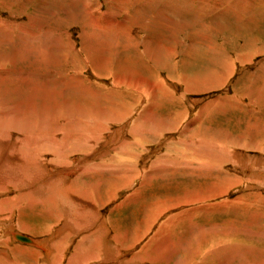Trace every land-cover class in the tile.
I'll return each instance as SVG.
<instances>
[{"label":"rangeland","instance_id":"rangeland-1","mask_svg":"<svg viewBox=\"0 0 264 264\" xmlns=\"http://www.w3.org/2000/svg\"><path fill=\"white\" fill-rule=\"evenodd\" d=\"M109 1L0 0V110L9 118L33 115L31 127L0 121L1 132L6 135L11 132L21 139L40 128L39 120L49 115L50 102L45 105L47 98L41 97L42 92L29 96L28 90L38 93L42 87L54 89L58 94L55 96L58 127L51 134L54 142L57 140L53 145L58 148L65 142L70 145L66 150L74 146L75 137H70L73 134H69V139L62 137V132L71 129L69 123L73 122L72 130L78 126L80 131L73 132L84 142V134L92 129L93 123L100 121L104 128L90 148L99 147L105 154H112L114 150L110 151L111 145L106 143L109 133L121 129L114 136L120 138L119 143L123 142L122 138L133 140L130 128L140 122L138 118L144 115V106L150 100L159 102L154 109L156 117H162L167 123L160 128L146 129L148 118L143 119L140 128L146 129L144 144L133 140L132 149L136 154L122 169L125 175L121 183L113 176L100 175L104 181L98 191L93 184L100 171L83 169L89 158L86 162L79 159L83 152L91 153L88 150L78 148L82 152L68 157L67 164L80 169L73 170L68 181L58 184L59 188L54 187L55 195L50 193L51 197L45 193L46 189L51 190L46 181L56 170L45 173L43 179L35 181L36 186L27 189L24 188L27 182L10 172L14 169L17 173L19 165L14 158L10 165L16 167L6 170L12 178L8 182L0 180V201L6 202L0 207V251L6 255L5 259L0 255V264L51 263L43 260L45 252L31 254L34 246L17 241L13 232L48 244L62 239L67 245L60 254L67 257L76 242L92 233L99 223L107 227L109 234L103 237L108 247L120 246V258L127 264L132 256L136 257L133 260L137 264H264V0H119L123 3L118 7L124 9L115 19L119 23L124 19L128 29L106 33L89 25L88 17L97 25L105 26L104 18L112 14L109 11L112 7H107ZM91 35L94 40L89 41L87 38ZM101 39L107 45V59L105 68L96 70L88 57L94 47L89 46H98ZM150 51L156 52L155 61L148 55ZM125 61L129 70L143 74L151 84L160 78L157 83L162 81L160 84L170 93L166 91L167 96L161 94V98L151 99L147 89L144 94L145 91L116 87L112 70L116 63ZM119 89L124 94L119 96ZM26 97L31 98L34 114L18 110L24 106ZM75 103L84 109L82 118L77 119L72 111L67 113L62 108H70ZM96 108L103 111L104 117L118 108L117 112L122 114L113 113V120L97 118ZM119 115L126 118L119 119ZM91 118L96 122L92 123ZM49 126L45 131L51 129L52 125ZM96 132L94 129L93 133ZM8 139L6 136L5 140ZM195 141H200L202 146L209 143L207 150L216 157L222 156L218 159L220 163L209 171L200 168L192 158L191 163H186L179 151L183 142L193 146ZM43 143L38 140L34 146L40 149L46 146ZM10 151L6 152L8 161L12 156ZM235 153L251 159L252 164L247 159L246 164L240 165ZM102 158L103 167L113 164L110 156ZM28 159L39 163L43 172L49 169V152L23 158L24 162ZM94 159L95 156L88 161ZM81 169L85 174L77 178ZM148 174L150 179H146ZM73 178L89 192V205L76 209V197L65 193L66 185L70 180L73 184ZM143 178L147 185L142 184ZM16 185H21V189L17 190ZM198 197L201 200L194 202ZM89 199L86 196V201ZM67 200L71 207L63 204ZM82 212L85 216L79 219L77 216ZM66 222L78 226L82 223L89 231L85 228L75 232L74 228L66 227L70 230L68 233L64 228ZM114 236L120 242L113 240ZM18 245L28 250L16 249ZM167 251L174 254L168 257L164 254ZM63 259L65 264L66 258ZM187 259L189 262H184Z\"/></svg>","mask_w":264,"mask_h":264},{"label":"bare ground","instance_id":"bare-ground-1","mask_svg":"<svg viewBox=\"0 0 264 264\" xmlns=\"http://www.w3.org/2000/svg\"><path fill=\"white\" fill-rule=\"evenodd\" d=\"M123 1V0H122ZM130 1V0H129ZM118 3V4H117ZM119 3H120V1L119 0H110L109 2H108V4H107V7H108V5H110L109 6V8H111L109 11H110V13H112L110 16H107L106 18H104V20H103V23L105 24V26H100V25H97L94 21H93V19H92V17L91 18H89L88 17V19H89V25H93V27L95 26V27H99V28H101V30H103V32H110V31H112V30H115V31H124V29L126 28V29H128V25H125L124 23H123V21H124V19H123V21L121 22V23H119V22H117V20L115 19V15L117 14H120L122 11H123V9L121 8V6L120 7H118L119 6ZM123 3V2H122ZM122 3H120V4H122ZM129 3V2H128ZM131 3V2H130ZM129 3V4H130ZM126 4H127V2H126ZM124 6V5H123ZM83 8V7H82ZM108 8V9H109ZM98 9V8H97ZM108 11V10H107ZM114 11H116V12H114ZM126 12V11H125ZM139 14V13H138ZM125 15H126V13H125ZM105 16V15H104ZM137 16V15H136ZM109 18V19H108ZM106 19V20H105ZM126 19V18H125ZM128 19V18H127ZM153 20V19H152ZM130 21V20H129ZM154 21V20H153ZM88 22V21H87ZM125 22V21H124ZM160 22V21H159ZM73 23V22H72ZM166 24V23H165ZM103 25V24H102ZM120 25H122V27H120ZM148 26V25H147ZM109 28V29H108ZM96 29V28H95ZM108 29V30H107ZM92 30V29H91ZM88 32V31H87ZM90 32H92V31H90ZM128 33V32H127ZM90 34V33H89ZM91 34H93L94 35V33H91ZM85 36V35H84ZM87 38V37H86ZM89 41L91 40V39H93V37H92V35L90 36V37H88L87 38ZM97 39V38H96ZM83 40V39H82ZM94 40V39H93ZM84 41V40H83ZM100 41V40H99ZM88 43V42H87ZM89 43H91V42H89ZM97 43H99L98 44V46H96V45H92V44H90V46L89 47H91V46H93L94 48H93V50L91 49L90 50V54H88L89 56L88 57H90L91 58V63H93V68L94 69H98V67L100 68V67H103V68H105L104 66V64H105V62H106V59H107V57H105V55H106V48H107V45L105 44V42L104 41H102V39H101V42H97ZM134 45V44H133ZM137 45V44H136ZM122 46V45H121ZM92 48V47H91ZM32 50V49H31ZM153 50H154V48H153ZM169 50V49H168ZM167 50V51H168ZM87 51V50H86ZM26 52V51H25ZM34 52V51H33ZM46 52V51H45ZM24 53V52H23ZM30 53V52H29ZM42 53V52H41ZM89 53V52H88ZM148 53V55H150V58H151V56L153 57V60L155 61L156 60V58H157V54H156V52H154L155 54H156V57H154L155 56V54H153L151 51L150 52H147ZM166 53H168V52H166ZM20 54V53H19ZM41 55H43V54H41ZM21 56V55H20ZM23 56H24V54H23ZM32 56V55H31ZM40 56V55H39ZM44 56H46L45 55V53H44ZM52 56V55H51ZM49 57V56H48ZM47 57V58H48ZM86 57V56H85ZM26 58V57H25ZM40 58V57H39ZM87 58V57H86ZM110 58V57H109ZM109 58H108V60H109ZM89 59V58H88ZM111 59V58H110ZM17 60V59H16ZM36 60V59H35ZM37 60H39V59H37ZM44 59H42V61H43ZM88 61V60H87ZM44 62V61H43ZM46 62V61H45ZM134 62V61H133ZM36 63V62H35ZM40 63V62H39ZM47 63V62H46ZM109 63V62H108ZM127 61H125V62H118V63H116V65L117 66H114V68H113V70H112V77H113V81H115L116 82V84H115V86L117 87L118 86V88H124L123 90H127V89H132V91H137V92H144V94H146L147 93V90H148V92L150 93L149 94V96H150V98L151 99H154L156 96H160V98H161V94H164V95H166L167 96V93H166V91H168L169 92V90H167L166 88H165V86H162L160 83H163L162 81L161 82H158L157 83V81H160L159 79L156 81V83H154V84H151V81H148L147 79H145L144 78V76H143V74L141 75V74H139V73H135V71H133V69L131 70H129V68H128V66H127ZM41 64V63H40ZM40 64H38V66L40 65ZM51 64V63H50ZM154 64L155 65H158L157 63H155L154 62ZM134 65V64H133ZM113 66V65H112ZM90 67V66H89ZM100 69H102V68H100ZM156 70V69H155ZM157 71V70H156ZM76 72V71H75ZM93 73V72H92ZM96 73V72H95ZM98 73V72H97ZM158 73V72H157ZM157 73H155V74H157ZM101 75V74H100ZM97 76H98V74H97ZM76 79V78H75ZM43 82V81H42ZM49 82V81H48ZM42 84V83H41ZM46 84V83H45ZM114 84V83H113ZM211 84V83H210ZM34 85V84H33ZM120 85L122 86V87H120ZM164 85V84H163ZM43 86H46V85H43ZM37 86H35V88H36ZM79 87V86H78ZM19 88V87H18ZM38 88V87H37ZM36 88V89H37ZM17 89V88H16ZM31 89V88H30ZM77 89V88H76ZM141 89H143L142 91H141ZM147 89V90H146ZM27 91V90H26ZM29 92H28V95L30 96V94L31 95H34V94H37V95H39V93L40 92H42L44 95L43 96H41L42 98L43 97H45V98H47L45 101H46V103H45V105H47L49 102V115L46 117V118H42V119H40L39 120V124H41V126H40V128L38 127L37 128V130L36 131H32V132H34V133H32V134H27L26 133V137H24V135L22 136V138L21 139H18V138H16V137H18V136H13V134L11 133V132H9V134L8 135H6V133H4V132H1V130H0V170L1 171H4V173H2L1 171H0V180H3L4 182H8L11 178H12V174H14L15 176H18V177H21V178H23L22 180H25L26 182H27V184H26V186H24V188H27L28 189V187H34V186H36V183H35V181L36 180H38V179H43V176H44V174L45 173H47V172H50V170H56V173L53 175V177L51 178V179H49L48 181H46V182H49V185L48 186H51V190L50 191H48V189H46V187H45V189L47 190V191H45V193L47 194V195H50V193H51V195H55V190L54 191H52L53 189H54V187L55 188H59V183H62L63 181H65V180H67L68 181V179H69V176L71 175V173H73V170L74 171H76L77 169H80V168H72V167H70V165H68L67 163H68V157H70L73 153H77V152H82V151H80V150H88V151H90L91 153H87V151H85V153L83 152V154H80V156H81V158H79V159H81V161L83 160L84 162H86V159L87 158H91V157H94L95 156V158L98 160H96V159H94V161L93 162H89L88 160H87V162H86V164H84V166L82 167L83 169H86L87 170V168H94V169H97L98 170V172L100 171V173L101 174H97L98 175V177L97 176H95V184H93L94 186H95V188H96V190L98 191V187L100 186V184L104 181L103 179V177L102 176H100V175H103V176H105V175H108V176H113L114 178H116V179H118V183H121V179H122V175L124 176L125 174V171H123L122 169H125L124 167H126L127 165H129L130 164V160L131 159H133L132 157L133 156H135V152L133 151V149H132V147H133V140H135L137 143H139V142H141V143H143L144 144V141H143V132H144V130H146V129H148V128H160L161 126H163V125H165V124H167V123H165V121H164V119L162 118V117H159V118H157L156 117V111L154 110L158 105L157 104H159V102H157V100L156 101H153V100H148L149 102L144 106V109H143V116L142 117H139L138 118V120H140V122L139 123H134V126L132 127V128H130L131 130H130V134L132 135V139L133 140H129V138L130 137H128V139L126 140V139H124V138H122V140H123V142H120L119 143V139L120 138H118V139H116V135L115 134H117L119 131H121V129H117V130H113V131H111V133H109L110 135H106L107 136V138H106V143H108L107 145H111V147H109L110 148V151L111 150H114V152L111 154L110 152H108L107 154H105L104 153V151H102L99 147H95V148H90V145H93V140H95V136H98V137H100L99 136V131H101L103 128H104V126H103V123L102 122H98V123H93V122H96L95 121V119H96V117L97 118H100V117H102V118H105L106 120L107 119H111V120H113L115 117H114V115L115 114H113V113H115V112H117V111H119L118 109H116V111L115 112H112V113H109L108 115L106 114V116L104 117V113H103V111L101 110V109H97L96 108V113H95V119L94 118H91V122L93 123V127H92V129L90 130L89 129V131L87 132V133H85L84 135V138H85V144H84V142H82V141H80L79 139H77L78 137H77V134L78 133H76V134H74V132L73 131H77V132H79L80 131V129L78 130V126H76V127H74V129L72 130V124H73V122H71V123H69L68 125L70 126V130H66V131H64V132H62L63 133V135H62V137L65 139H69L70 137H75V139H74V146H72L71 148L72 149H70V150H66V147L68 148V147H70V145L69 146H67L68 144H67V142H65L66 144H64V146L61 148H58V147H55V145H53V143H55L54 142V140L52 139V136H51V134L53 133V131L55 132V131H57V127L58 126H56V124H55V122H56V119H57V115H56V113H55V111H56V105H57V99L58 98H56L55 96L56 95H58V94H55V90L53 89H46V88H44V87H42V89L41 90H39L38 91V93H36V91H33V89L32 90H28ZM119 91H120V89H119ZM85 92V91H84ZM127 92V91H126ZM260 92V91H259ZM170 93V92H169ZM61 94V93H60ZM121 94H124V92L121 90L120 91V94H119V96L121 95ZM62 95V94H61ZM142 95V94H141ZM258 95V94H257ZM62 96H64V95H62ZM139 97H140V95H139ZM142 97V96H141ZM171 97H172V99L174 100V98H173V95H171ZM32 98H34V97H32ZM26 99V101L24 102V106L23 107H18V110H21V111H23L24 113H26L27 111L28 112H31V114H34V110H33V108L31 107V98L29 99V97L27 98H25ZM44 99V98H43ZM156 99V98H155ZM161 100V99H160ZM163 100V99H162ZM166 101V100H165ZM168 101V100H167ZM79 102V101H78ZM161 102V101H160ZM170 102H171V100H170ZM175 102V101H174ZM42 103V102H41ZM121 103V102H120ZM15 104V103H14ZM37 104V103H36ZM66 104V103H65ZM68 104V103H67ZM171 104H173V102L171 103ZM51 105V106H50ZM62 105V104H61ZM60 105V106H61ZM69 105V104H68ZM123 105V104H122ZM10 106V105H9ZM17 106V105H16ZM16 106L14 107L15 108V110H16ZM19 106V105H18ZM42 106V105H41ZM48 106V105H47ZM13 107V106H12ZM40 107V106H39ZM120 107V106H119ZM175 107V106H174ZM62 108L64 109L65 108V110H67V113H69L70 111H72L74 114H76V116H75V118H77V119H79V118H82L84 115H85V113H84V109H82V107H81V105H79L78 103H75L73 106H70V108H66V107H63L62 106ZM4 110V109H3ZM14 110V111H15ZM218 110V109H217ZM13 111V110H12ZM20 111V112H21ZM34 111V112H33ZM42 111V110H41ZM5 113L4 111H1L0 110V113ZM17 112V111H16ZM45 112V111H44ZM177 112V111H176ZM0 114V121H2V120H4V121H6L8 124H11V125H16V124H18V125H23V124H28L27 126H32L31 125V122H33V119H32V117H33V115L31 116V117H21L20 119L17 117H15V118H13V117H11L10 116V118H9V115L8 114ZM8 113H9V111H8ZM43 113V112H42ZM118 113H120V114H122V112H117V116H118ZM11 114H15V113H11ZM19 114V113H18ZM21 114H23V113H21ZM44 114V113H43ZM112 114V115H111ZM126 115L128 114V113H125ZM40 115V114H39ZM46 115V114H45ZM126 115H119V119H121L122 117H125ZM51 116V117H50ZM61 117V116H60ZM40 118V117H39ZM126 118V117H125ZM148 118V119H147ZM143 119H147V120H145V121H147L146 123L148 124V127L145 129V128H143V126H142V128L143 129H141L140 127H141V123L143 122ZM157 119V121H155ZM176 119V118H175ZM60 120V119H59ZM60 121H62V120H60ZM44 122H46V123H44ZM138 122V121H137ZM7 123H6V125H7ZM55 124V125H54ZM90 124V123H89ZM1 125V124H0ZM49 125H52V127H51V129L50 130H47V131H45V129H46V127L48 128V127H50ZM67 125V126H68ZM95 125V126H94ZM111 125V124H110ZM169 125V124H168ZM36 126V125H35ZM56 127V128H53V127ZM113 126V125H112ZM85 127H87V126H85ZM167 128V127H166ZM0 129H1V127H0ZM19 129V128H18ZM97 130V132L96 133H93V130ZM26 130H30L29 128L28 129H26ZM84 130V129H83ZM82 130V131H83ZM119 130V131H118ZM91 131V132H90ZM17 132V131H16ZM59 132V131H58ZM89 132H90V134H89ZM120 133V132H119ZM128 133H129V131H128ZM69 134H73L72 136H70ZM97 134V135H96ZM9 136V139L8 140H5V138H6V136ZM83 135V134H82ZM105 135V134H104ZM70 136V137H69ZM105 136V137H106ZM114 136H116V137H114ZM54 139H56V138H54ZM59 139V138H58ZM31 140L33 141V142H31ZM38 140H40V141H45V143H46V146H42L40 149L39 148H36L34 145L35 144H37V141ZM84 140V139H83ZM98 140V139H97ZM93 141V142H92ZM100 141H102V140H100ZM49 142V143H48ZM199 142V143H198ZM45 143H43V144H45ZM105 143V144H106ZM192 143V142H191ZM2 144H4L3 146H2ZM97 144V143H96ZM103 143H101V145H102ZM104 144V145H105ZM197 144H201V145H197ZM209 144V143H208ZM207 144V145H208ZM183 148H182V150L181 151H179V153H180V155H182V156H184V157H182L183 159H184V161L186 162V163H191V159L190 158H192V159H194L195 160V162H196V164H198L199 166H200V168H206V170H208V169H210L211 167H215V166H213V165H217L218 163H220V157H222V156H220V157H216V155H215V153H213V152H211V151H208L207 150V145L206 146H202V143L200 142V141H195V144L193 145V146H190L189 145V143H187V142H183ZM196 145V146H195ZM215 145V144H214ZM6 146V147H5ZM41 146V145H40ZM88 146V147H87ZM98 146V145H97ZM52 147V148H51ZM94 147V146H93ZM103 147V146H102ZM206 147V148H205ZM210 147V146H209ZM78 148L80 149V150H78ZM222 148V147H221ZM9 149H12V151H10L9 152V155L10 154H12V156L10 157V160L8 161V157L6 156L7 155V153L6 152H8V150ZM39 149V150H38ZM223 149V148H222ZM71 150H72V152H71ZM16 151H18V153H14V152H16ZM106 151H107V149H106ZM227 151V150H226ZM44 152V154L45 153H48L49 152V156H51V159H50V162H49V169H46V172H45V170H44V172H43V169H42V167L39 165V163H37V162H35L34 160L32 161H30L29 159V161H26V162H24V160H23V158H27V157H29V158H33V157H35V156H38L39 154H42ZM228 152V151H227ZM110 153V154H109ZM223 153H224V151H223ZM229 153V152H228ZM221 154V153H220ZM219 154V155H220ZM74 155V154H73ZM77 155V154H76ZM84 155V156H83ZM106 155L107 156H110V161H112L113 160V164H111V165H105V167H103L102 166V161L104 160L102 157L103 156H105L106 157ZM231 155H234V154H231ZM41 156V155H40ZM188 156V157H187ZM44 157V156H43ZM235 157H236V159H237V162H239L240 163V165H244V164H246L245 163V160H249V164L251 165L252 164V160L251 159H249V158H246L245 156H244V158H243V156H239V154H236L235 153ZM234 157V158H235ZM14 158L16 159V160H14ZM65 158V159H64ZM75 158V157H74ZM227 158V157H226ZM45 159V158H44ZM75 159H78V158H75ZM219 159V160H218ZM223 159V158H222ZM229 159V158H228ZM242 159V160H241ZM13 160L15 161V163L16 164H18L19 166H15L16 168H17V173L15 174L14 173V169H12L10 172L12 173H10V172H7L6 170L8 169V168H15V167H13L14 165H10V163H12L13 162ZM27 160V159H26ZM36 160V159H35ZM61 160V161H60ZM11 161V162H10ZM39 161V160H38ZM76 163L78 162V160L76 161V160H74ZM161 161V160H160ZM188 161H190V162H188ZM109 162V161H108ZM107 162V163H108ZM185 162H184V164H185ZM234 162V161H233ZM123 163H125V164H123ZM154 163V162H153ZM157 163V162H156ZM158 163H160V162H158ZM79 164H80V162H79ZM161 164V163H160ZM163 164V163H162ZM185 165H187V164H185ZM192 165V164H191ZM44 166V165H43ZM158 166V165H157ZM51 167V168H50ZM133 167V166H132ZM196 167V166H195ZM197 168V167H196ZM132 169V168H131ZM85 170V171H86ZM90 170V169H89ZM70 171H72V172H70ZM93 171V170H92ZM96 171V170H95ZM121 171V172H120ZM209 171V170H208ZM91 172V171H90ZM143 173H144V171H142ZM50 175L49 176H51V173H49ZM83 175V174H85V172L84 171H82V169H81V171L80 172H78V174L76 175L77 176V178L79 177L78 175ZM48 175V174H47ZM91 175H92V173H91ZM251 175H253V174H251ZM259 175V174H258ZM129 176V175H128ZM79 178H81V177H79ZM105 178H107V177H105ZM93 179V180H94ZM145 178H143L142 180H144ZM146 179H150V176H149V174L147 175V178ZM145 179V182H143L142 184L143 185H147V180ZM22 180H21V184H22ZM39 180V181H40ZM73 180V184L71 183V180L69 181V184H67L66 185V189H67V191H65L66 189H64L63 191H65V193H67V194H69V196L70 195H72V196H74V197H76L75 198V200H76V203L78 204H75V207H76V209H77V207L79 206V207H83L84 206V204H88L89 202H90V199H89V192L88 191H86V189H84V187H82V186H80L81 185V183H80V185H78V182L75 180V178H73L72 179ZM66 181V183H68ZM86 181V183H87V180H85ZM113 182V181H112ZM124 182V181H123ZM122 182V183H123ZM128 182V181H127ZM83 183V182H82ZM117 183V184H118ZM34 184V185H33ZM124 184V183H123ZM3 185V184H2ZM58 185V186H57ZM119 185V184H118ZM122 185V184H121ZM143 185L141 186H139L140 188L141 187H143ZM124 186V185H123ZM16 187H18L17 188V190H20L21 189V185H16ZM111 187V186H110ZM120 187V186H119ZM38 188V187H37ZM63 188V187H62ZM75 188V189H74ZM76 188H77V190H76ZM61 189V188H60ZM38 190V189H37ZM114 190V189H113ZM61 190H59V193H62V191L60 192ZM38 192V191H37ZM71 192V193H70ZM111 192H113L112 190H111ZM64 193V192H63ZM63 193H62V195H63ZM76 193V194H75ZM39 194V193H38ZM40 194H41V192H40ZM114 194V193H113ZM51 195H50V197H51ZM53 195V196H54ZM65 196V195H64ZM86 196L88 197V199H89V201L87 200L86 201ZM111 196V195H110ZM59 198H61V197H59ZM63 198V197H62ZM67 198V197H66ZM69 199V198H68ZM51 200H54V198L52 197L51 198ZM58 200V199H57ZM74 200V199H73ZM111 200V199H110ZM199 200H201L200 199V197H198V198H196L195 200H194V202L195 201H199ZM59 201V200H58ZM68 201V200H67ZM62 202L63 204H68L67 205V207H71V206H69V201L68 202ZM92 201V200H91ZM190 201H193V200H190ZM33 202V201H32ZM42 202V201H41ZM73 202V201H72ZM88 202V203H87ZM94 202V201H93ZM6 203V202H5ZM4 203V201H0V207H2V206H4L3 204H5ZM62 204V205H63ZM91 204V203H90ZM171 204V203H170ZM65 205H63V207L65 206ZM89 205V204H88ZM87 205V206H88ZM121 205V204H120ZM173 206H175L174 205V203L172 204ZM55 206V205H54ZM90 206H92V205H90ZM57 207V206H56ZM97 207V206H96ZM172 207V206H171ZM92 208V207H91ZM117 208V207H116ZM79 209V208H78ZM90 209V208H89ZM90 211V210H89ZM91 212V211H90ZM77 213V212H76ZM74 215V214H73ZM77 215V214H76ZM83 216H85L84 214H83V212H82V214H79V216H77L79 219L81 218V217H83ZM76 217V216H75ZM84 218V217H83ZM83 218H81V219H83ZM73 219H74V217H73ZM77 219V218H76ZM2 220V219H1ZM0 220V221H1ZM4 220V219H3ZM69 220V219H68ZM67 220V221H68ZM62 221V220H61ZM3 222V221H2ZM81 222V221H80ZM94 222V221H93ZM105 222V221H104ZM70 222H66V224H64V228L66 229V227H69L70 229H72V228H74V231L75 232H78L80 229L81 230H84L85 228H87L88 226H81V224L79 223V226L76 224V223H74V224H72V225H70L69 224ZM76 224V225H75ZM169 224V223H168ZM176 225V224H175ZM19 227V226H18ZM76 227V228H75ZM20 228H22V230L24 231V232H29L28 231V229H26V228H24V227H20ZM95 228V227H94ZM89 229H91V228H89ZM67 231H68V233H70V230H68V229H66ZM87 230H88V228H87ZM66 231V232H67ZM89 231V230H88ZM87 232V231H86ZM235 231H233V235L235 234L234 233ZM12 232H10V234H11ZM63 232L62 231H59L58 232V234H62ZM72 233V232H71ZM216 233V232H215ZM77 234V233H76ZM109 233H108V230H107V227L106 226H104V225H102V223H99L97 226H96V228H95V230L92 232V233H90V234H88V235H84L81 239H79V241H77L76 242V245H75V247H74V249H73V251L71 252V254H68V256L66 257H64V255H61L60 254V252H61V250H63V248H64V246H65V244H66V242L65 241H63V243H62V239H60L59 240V242H51V243H46V242H41L40 240H38V239H35V238H30V241H28V242H25V241H20V240H18L17 239V241H20V242H22V243H25V244H32L34 247H32L31 248V250H32V252H31V254H34V255H38V253H40L41 251L42 252H45L46 253V257H45V259H43V260H47V262H51V263H49V264H62L63 263V258H66L65 260H66V263L65 264H90V263H93V264H124V262H126V261H122V259L120 258V256L122 255V253L119 251L120 250V246H116V247H113L114 248V250L115 251H113V248L111 249V248H109L108 247V245H107V240H104V237L106 236V235H108ZM118 235H119V233H117ZM222 234V236H223V234H225V233H221ZM245 234V233H244ZM63 235V234H62ZM105 235V236H104ZM56 236V235H55ZM104 236V237H103ZM125 236V235H124ZM80 237V236H79ZM61 238V237H60ZM119 238H121L120 236H119ZM8 239V238H7ZM59 239V238H58ZM69 239V238H68ZM116 240V241H118V242H120L117 238H116V236H114V238H113V240ZM170 239V238H169ZM220 239V238H219ZM71 240V239H70ZM226 240V239H225ZM2 241H4L3 239H2ZM46 241V240H45ZM109 241H111V240H109ZM125 241H123L122 243H124ZM134 242H135V240H134ZM214 243H216L217 241H213ZM110 243V242H109ZM113 243V242H112ZM155 243V242H154ZM219 243V242H218ZM114 244V243H113ZM67 245V244H66ZM156 245H158L157 243H156ZM234 245V244H233ZM2 246V245H1ZM19 246V245H18ZM21 246V245H20ZM17 247L16 249H18L19 248V250H21V251H26V250H28V248L27 247ZM69 246V245H68ZM118 247V248H117ZM153 247V246H152ZM2 248V247H1ZM35 248H37V249H35ZM73 248V247H72ZM159 248H161V247H159ZM29 249H30V247H29ZM231 250V249H230ZM2 251V250H1ZM0 251V255H1V257H3V259H5V257H6V255H5V252H1ZM158 251V250H157ZM41 252V253H42ZM164 252V251H163ZM231 252V251H230ZM152 253V252H151ZM164 254H168V257H170V256H172L173 254H174V252L173 251H167V253H164ZM238 254V253H237ZM155 254H153V256H154ZM206 256V255H205ZM132 259H130V263H128V264H137V262L135 261V260H133V259H136V257L134 256H132L131 257ZM167 258V257H166ZM166 258H164L163 259V261L164 260H166ZM211 258V257H210ZM2 259V258H1ZM162 259V258H161ZM61 260V261H60ZM152 260H154V259H152ZM152 260H150V261H152ZM139 261V260H138ZM167 261L169 262L170 261V259H167ZM205 261H206V259H205ZM65 262V261H64ZM114 262V263H113ZM184 262H189V259H187L186 261H184ZM204 263V262H203ZM125 264H127V262L125 263Z\"/></svg>","mask_w":264,"mask_h":264},{"label":"water","instance_id":"water-1","mask_svg":"<svg viewBox=\"0 0 264 264\" xmlns=\"http://www.w3.org/2000/svg\"><path fill=\"white\" fill-rule=\"evenodd\" d=\"M13 237H14L15 239L20 240V241H25V242L30 241L29 236H26V235H24V234H22V233H20V232H13Z\"/></svg>","mask_w":264,"mask_h":264}]
</instances>
